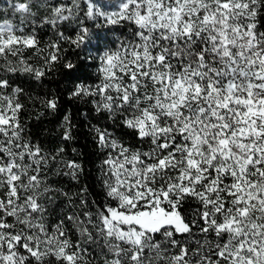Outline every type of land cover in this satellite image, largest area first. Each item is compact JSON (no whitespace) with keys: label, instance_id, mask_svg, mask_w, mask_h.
<instances>
[{"label":"snow or ice","instance_id":"obj_1","mask_svg":"<svg viewBox=\"0 0 264 264\" xmlns=\"http://www.w3.org/2000/svg\"><path fill=\"white\" fill-rule=\"evenodd\" d=\"M5 2L0 264H264V0Z\"/></svg>","mask_w":264,"mask_h":264},{"label":"trees","instance_id":"obj_2","mask_svg":"<svg viewBox=\"0 0 264 264\" xmlns=\"http://www.w3.org/2000/svg\"><path fill=\"white\" fill-rule=\"evenodd\" d=\"M6 2L5 0H0V7H6ZM5 19H12L13 22H18L17 18H14L11 16L9 13L8 16L4 17ZM51 37L50 32H42L41 33V40L42 42H47L49 38ZM52 87H55L53 84ZM39 111H42V109H33L29 105H26V111L25 114L21 117V122L26 126L27 129H29L32 133L33 136L39 137L41 139L48 138V139H54L57 132H58V124L55 118L49 116V117H44L40 121H37L35 119V116ZM74 111V110H73ZM49 130H51V134L49 135ZM81 143H83V140H81ZM69 155L71 156V152H69ZM91 168V166H89ZM93 176L96 175L95 170L93 169L92 172ZM83 182V181H82ZM89 183H92L91 180L88 181ZM73 191L76 189L73 188ZM98 190V189H97Z\"/></svg>","mask_w":264,"mask_h":264}]
</instances>
